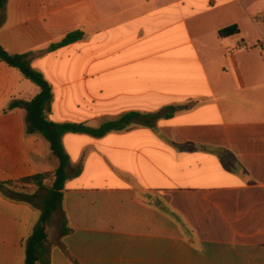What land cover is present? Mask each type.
Listing matches in <instances>:
<instances>
[{
	"label": "crops",
	"instance_id": "obj_1",
	"mask_svg": "<svg viewBox=\"0 0 264 264\" xmlns=\"http://www.w3.org/2000/svg\"><path fill=\"white\" fill-rule=\"evenodd\" d=\"M261 24L264 8L241 0L7 1L0 43L11 54L85 33L31 62L52 85L51 121L160 114L154 126L62 137L69 179L62 224L46 229L50 264H264ZM39 92L0 61V182L55 169L25 111L8 110ZM40 216L0 193V264H25Z\"/></svg>",
	"mask_w": 264,
	"mask_h": 264
},
{
	"label": "trees",
	"instance_id": "obj_2",
	"mask_svg": "<svg viewBox=\"0 0 264 264\" xmlns=\"http://www.w3.org/2000/svg\"><path fill=\"white\" fill-rule=\"evenodd\" d=\"M8 0H0V13L5 8ZM239 32L236 25L223 28L219 31V36L227 37ZM85 33L81 30L69 32L59 42L51 44L40 52L29 51L21 54H11L0 43V61L10 67L18 69L22 75L36 84L40 92L30 101L13 100L8 110L23 109L26 113V133L29 135H39L49 145L52 156L57 160L53 172L40 173L18 179L16 181L0 182V193L13 201L31 203L27 185H33L37 189H45L46 182H51L46 195H41L40 209L41 216L34 225L31 235L25 244V264H50L49 247L46 246L47 227L50 225L54 213L61 208L63 202L62 190L69 179L67 167L70 157L67 154L62 137L67 133L89 134L95 137H103L113 131H124L130 129L133 125L141 124L154 126L156 120L160 117L159 113H140L136 111L127 112L120 117L112 120H105L98 127H91L83 123H55L48 118V110L53 100V88L45 76L32 68L31 62L38 54L48 53L71 43L82 40ZM180 109L186 106L179 107ZM178 108L171 106L164 116L172 117ZM80 170L76 172V176ZM22 184V185H21ZM18 185H21L19 187ZM16 187L21 190L16 189ZM70 231L63 223L61 235ZM65 249V248H64ZM66 250V249H65ZM67 252V251H66ZM74 260V259H73ZM75 264H79L74 260Z\"/></svg>",
	"mask_w": 264,
	"mask_h": 264
},
{
	"label": "rangeland",
	"instance_id": "obj_3",
	"mask_svg": "<svg viewBox=\"0 0 264 264\" xmlns=\"http://www.w3.org/2000/svg\"><path fill=\"white\" fill-rule=\"evenodd\" d=\"M241 2H243L245 5H252L254 7H259V8H264V0H241ZM263 29H264V25L261 24ZM107 120H112V119H107ZM51 182H46V188L45 189H37L35 188L33 185H27V189H28V194L34 196L33 198H30V201L35 203L36 205L40 206V196L41 195H46L48 193V188L50 187ZM22 185V184H21ZM21 185H18L19 187H21ZM16 189L21 190L20 188L16 187ZM54 218V223L53 221H51L50 225L52 227V229L59 227L62 224L63 221V215L61 214V212L57 211L56 214L54 213L53 215ZM52 218V220H53Z\"/></svg>",
	"mask_w": 264,
	"mask_h": 264
},
{
	"label": "built area",
	"instance_id": "obj_4",
	"mask_svg": "<svg viewBox=\"0 0 264 264\" xmlns=\"http://www.w3.org/2000/svg\"><path fill=\"white\" fill-rule=\"evenodd\" d=\"M259 49L262 53V55L264 56V39H262L259 43Z\"/></svg>",
	"mask_w": 264,
	"mask_h": 264
}]
</instances>
